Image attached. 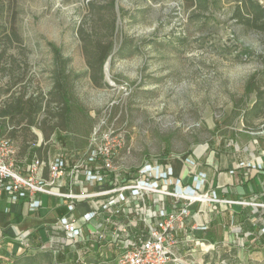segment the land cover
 Segmentation results:
<instances>
[{
	"label": "rangeland",
	"instance_id": "obj_1",
	"mask_svg": "<svg viewBox=\"0 0 264 264\" xmlns=\"http://www.w3.org/2000/svg\"><path fill=\"white\" fill-rule=\"evenodd\" d=\"M93 1L102 7L110 0ZM88 2L0 0V52L8 49L6 60H16V77H24L13 92L48 98L60 81L73 108L56 132L69 155L79 157L94 129L121 134L116 165L131 172L145 161L207 151L226 138L243 144L261 136L264 120L254 118L253 129L243 116L257 98L252 89L264 69V32L239 16L242 0H207V8L187 0H116L102 86L90 78L80 26L88 33L95 26L105 40L113 13L104 7L93 15ZM9 78L0 71V88ZM45 117L42 112L40 122ZM37 261L43 264L41 256Z\"/></svg>",
	"mask_w": 264,
	"mask_h": 264
},
{
	"label": "built area",
	"instance_id": "obj_2",
	"mask_svg": "<svg viewBox=\"0 0 264 264\" xmlns=\"http://www.w3.org/2000/svg\"><path fill=\"white\" fill-rule=\"evenodd\" d=\"M42 142L43 138L39 137L31 146ZM121 148V134L111 129H94L87 147L74 163L64 150H60L47 160L35 155L22 171L15 163L18 148L14 139L0 132V198L8 194L16 203L31 197L29 206L33 211L40 207L37 194L68 199L69 212H74L81 200L94 202L80 217L61 216L58 227L67 235L66 242L72 244L82 236L83 226L88 227L97 219L104 228L89 226V234L98 246L110 243L117 247L113 258L116 264H200L203 260L191 256L195 248L185 246L189 236H186L185 248L176 252L181 247V234L188 230L185 220L190 206L198 201L241 204L250 201L223 200L215 190L204 192L206 175L201 172L195 176L194 185H185L184 176L177 174L170 160L153 159L141 163L133 172L126 171L116 165ZM249 166L262 168L261 163ZM45 169L47 176L43 174ZM65 177L69 179V188L59 190ZM95 183L104 187L95 191L74 189V186ZM81 219L84 225L80 227ZM191 228L206 231L207 226L192 225ZM191 241L197 246L205 244L201 237ZM219 262L227 264L226 260Z\"/></svg>",
	"mask_w": 264,
	"mask_h": 264
},
{
	"label": "crops",
	"instance_id": "obj_3",
	"mask_svg": "<svg viewBox=\"0 0 264 264\" xmlns=\"http://www.w3.org/2000/svg\"><path fill=\"white\" fill-rule=\"evenodd\" d=\"M31 129L37 136L34 141H27L28 147L23 145L26 142L22 138L14 139L18 148L15 159L18 169L25 171L35 155L47 160L60 150L67 153L72 163L75 162L74 155H69L71 151L61 143L63 136L55 132L46 138L36 125ZM259 132L261 136L250 138L246 143L236 144L226 138L207 151L201 149L194 155L188 154L172 161L177 174L184 176L185 185H194L195 176L201 172L206 175L204 192L215 190L223 200L250 201L245 204L193 203L185 220L188 230L181 234V247L176 252L190 246L195 248L192 258L206 264L218 259L232 260L236 264H264V128ZM39 137L43 138L42 144L31 146ZM256 163H261L262 168L249 166ZM43 174L47 176L48 170L45 169ZM103 187L95 183L74 186V189L95 191ZM58 188L66 191L69 179L65 177ZM36 198L40 199V207L35 211L29 206L31 197L16 203L8 194L0 198V264H21L24 261L25 264H41L37 261L39 256L43 264H116L113 258L118 252L117 247L110 243L98 246L93 235L89 234L90 227L104 228L97 219L92 225L83 226L82 236L72 244L67 243V235L58 227L61 216L71 214L80 217L92 208L94 202L81 200L75 211L69 212L68 199L46 194H37ZM82 225L83 219L78 222V226ZM192 225H206L207 229H192ZM186 236H189V242L184 246ZM195 237L203 238L205 244L195 245L191 241ZM208 247L210 250L204 251Z\"/></svg>",
	"mask_w": 264,
	"mask_h": 264
},
{
	"label": "trees",
	"instance_id": "obj_4",
	"mask_svg": "<svg viewBox=\"0 0 264 264\" xmlns=\"http://www.w3.org/2000/svg\"><path fill=\"white\" fill-rule=\"evenodd\" d=\"M115 2L116 0L107 1L102 7H98L93 0H89L87 3L88 12L93 15L99 11V8L104 9V7H108L112 11V18L105 22V26H107L110 34L108 38L104 40L102 37H99L98 28L95 26L90 27L92 29L90 33L85 32L83 24L80 26L79 35L83 55L86 58L90 78L97 86H102L103 84V69L114 45L111 36H113L116 29L114 27L116 23ZM187 2L189 3L188 6H191L195 2L197 4L201 2L207 8V0H187ZM239 9V16L247 26H254L264 32V7L257 0H242V6ZM7 50V48H4L0 52V71H6L10 76L5 85L6 87L4 89L0 88V132L2 134L6 133L12 139L22 138L26 142L23 145L28 147L27 141H34L37 136L36 133L31 131L32 126L39 125L41 132H43L46 138H49L56 130L65 127L62 120L69 118L68 115L72 113L73 106L68 92L59 80L54 83V89L50 92L51 97L48 96V98L39 93L33 98L25 99V89L19 95L14 93L13 87L18 84L20 78L23 79L24 77H16L17 74L13 65L17 61L10 58L6 60ZM7 64H11V66L8 68ZM255 82L252 91H255L257 98L249 109L244 110L243 116L245 126L251 125L253 129H257L258 126L252 120L254 118H264V69L258 75ZM4 95L7 96L4 97ZM53 102L57 103L58 107L52 112L51 104ZM42 112L48 117H45L47 119H44L41 123L39 116Z\"/></svg>",
	"mask_w": 264,
	"mask_h": 264
},
{
	"label": "water",
	"instance_id": "obj_5",
	"mask_svg": "<svg viewBox=\"0 0 264 264\" xmlns=\"http://www.w3.org/2000/svg\"><path fill=\"white\" fill-rule=\"evenodd\" d=\"M110 59H111V57H109V58L107 59L106 64H105V66H104V72H106L107 77H109V72H107V69H109V66H110ZM107 67H108V68H107Z\"/></svg>",
	"mask_w": 264,
	"mask_h": 264
},
{
	"label": "bare ground",
	"instance_id": "obj_6",
	"mask_svg": "<svg viewBox=\"0 0 264 264\" xmlns=\"http://www.w3.org/2000/svg\"><path fill=\"white\" fill-rule=\"evenodd\" d=\"M108 68V67H107ZM109 69H107V72H108Z\"/></svg>",
	"mask_w": 264,
	"mask_h": 264
}]
</instances>
